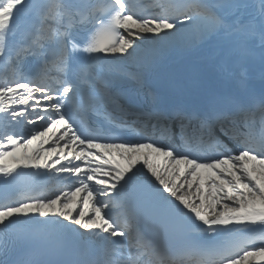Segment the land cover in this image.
Returning <instances> with one entry per match:
<instances>
[{"label":"snow or ice","instance_id":"6c2138e0","mask_svg":"<svg viewBox=\"0 0 264 264\" xmlns=\"http://www.w3.org/2000/svg\"><path fill=\"white\" fill-rule=\"evenodd\" d=\"M0 191V264H264V0H0Z\"/></svg>","mask_w":264,"mask_h":264},{"label":"bare ground","instance_id":"6f19581e","mask_svg":"<svg viewBox=\"0 0 264 264\" xmlns=\"http://www.w3.org/2000/svg\"><path fill=\"white\" fill-rule=\"evenodd\" d=\"M173 57H175L176 59L185 60L190 63H193L195 61V57L193 56V54L188 53V52H182L179 50H175ZM194 64L196 65V63ZM135 68H136L135 65H130L126 69H124V71L132 72L135 70ZM257 79H259V76H257Z\"/></svg>","mask_w":264,"mask_h":264}]
</instances>
